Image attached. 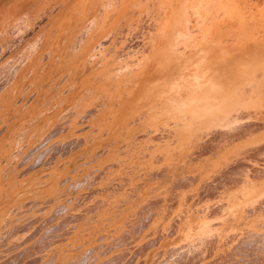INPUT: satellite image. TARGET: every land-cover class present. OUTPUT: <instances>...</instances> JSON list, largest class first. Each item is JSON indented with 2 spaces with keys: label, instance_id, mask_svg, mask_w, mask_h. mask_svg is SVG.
<instances>
[{
  "label": "bare ground",
  "instance_id": "6f19581e",
  "mask_svg": "<svg viewBox=\"0 0 264 264\" xmlns=\"http://www.w3.org/2000/svg\"><path fill=\"white\" fill-rule=\"evenodd\" d=\"M0 264H264V0H0Z\"/></svg>",
  "mask_w": 264,
  "mask_h": 264
}]
</instances>
